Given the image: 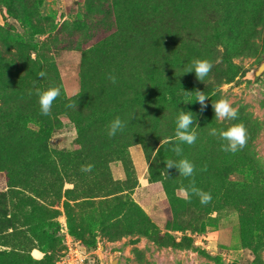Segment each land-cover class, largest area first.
Here are the masks:
<instances>
[{"label":"rangeland","instance_id":"rangeland-1","mask_svg":"<svg viewBox=\"0 0 264 264\" xmlns=\"http://www.w3.org/2000/svg\"><path fill=\"white\" fill-rule=\"evenodd\" d=\"M158 1L0 0V68L45 62L53 67L50 75L67 99L85 87L104 112L122 103L112 116L100 117L101 112L92 110L80 122L91 151L97 149L94 123L108 126L116 117L126 123V131L137 129L139 121L151 128L162 121L160 136L168 139L174 138L176 120L183 110L192 112L193 126L203 129L195 128L193 145H181V156L170 150L176 143L173 140L164 158L166 162L187 158L195 165L193 177L180 176L173 168L152 181L144 148L135 145L124 156L133 168L131 185H121L111 195L84 198L72 192L74 185L68 180L59 190L39 183L33 169L20 165L26 156L18 155L17 144L0 131V143L7 145L0 150V191L12 204L17 226L12 245L0 240V264H61L71 257L74 244L83 252L85 264H264V71L256 76L264 64V0H171L194 13L197 32L207 29L198 10L203 6L219 10L221 29L213 33L212 47L192 45L185 54L164 52L145 67L144 75L151 70V77L142 76L137 82L117 79L113 84L101 67L90 66L98 60L84 59L82 49L118 29L129 30L136 16L156 11ZM70 29L73 33L79 30L76 37L66 33ZM104 41L102 45L109 47ZM215 44L229 47L226 69L230 80L204 90L207 77L200 82L194 72L185 69L195 59L212 61ZM40 72L42 69L31 65L29 78L39 79ZM136 88L145 93L141 107ZM198 89L209 97L203 112L195 102ZM28 92L31 90L21 86L13 73L0 70V103L27 101ZM221 98L238 109V119H215L211 104ZM70 110L54 109L48 116L33 114L34 119L44 118L48 124L25 123L36 130L42 126L47 137L55 131L48 140L50 162L59 152L81 149L78 122L65 114ZM237 123L247 128L246 147L235 154L224 152L221 145L226 142L209 135V130H226ZM44 143L35 144L34 158L43 156ZM102 146L106 153L112 148ZM11 150L16 153L13 158L9 157ZM59 165L52 168V174L62 175ZM8 166L13 167L11 173H7ZM109 167L115 181L127 180L122 160H114ZM192 179L197 188L211 193L209 203L201 204L198 196L185 197L178 191L187 188ZM21 183L26 187L17 186ZM33 249L42 253L41 259L34 258Z\"/></svg>","mask_w":264,"mask_h":264},{"label":"trees","instance_id":"trees-1","mask_svg":"<svg viewBox=\"0 0 264 264\" xmlns=\"http://www.w3.org/2000/svg\"><path fill=\"white\" fill-rule=\"evenodd\" d=\"M181 2L184 3L186 0H181ZM155 7L157 10L153 13L136 16L129 30L118 29L85 50L82 49L84 59L98 60L96 64L90 66L101 67L107 74L115 75L118 80L137 82V78L139 79L142 76L151 77L153 75L151 70H147L144 75L145 67L156 61V58L162 56L164 52L169 54L178 51L181 54H185L187 48L192 45L212 47L213 41L211 39L213 33L217 34L221 29L222 15L218 9L203 6L198 10L202 21L207 24V29L205 32H197L193 28L192 15L194 13L190 10L181 8L178 4L172 3L171 0H159L155 3ZM72 31L74 30L70 29L66 33L71 34ZM78 31L72 32L71 36L76 37V32ZM62 32L63 30H60L58 35ZM103 41L108 43L109 47L102 45ZM106 47L108 48L106 49ZM213 48L216 53L212 60L214 67L205 79L207 86L204 90L220 86L230 80L226 69V59L231 53L229 47L225 44L219 46L215 44ZM31 65H36L42 69L45 76L39 79L29 78ZM52 68L45 62L4 64L0 68L6 74L13 73L21 81V86H24L29 91L31 90V93L28 92L30 93V98L27 101L14 100L0 103V131L4 130L6 138L14 140L18 146V155L24 158L26 156V159L21 160L20 165L33 169L35 178L39 183H45L47 187L59 190L62 188L60 186L68 180L74 185L72 192L82 198L117 193L119 186L131 185L130 177L133 174V168L131 161H126L124 156L125 151L135 145H141L144 148L147 160L150 162L149 172L152 181L157 180L159 173H167L164 158L171 144L161 143V140L166 139L160 136L161 132L164 131L162 121H157L152 128L145 125L146 121H139L137 129L131 131L123 130L112 138L107 134L108 126L101 121L94 123V131L97 133L96 137H98V139H95L97 149L91 151L90 139L85 134V130L79 125L81 124L80 122L88 119L92 110L101 112L100 117L105 115L112 116L120 111L122 103L111 107L107 112L102 111L101 109L103 108L97 105L95 99L85 91L84 84L86 82L84 81L82 84L84 88L80 90L77 96L71 99H67L61 90L60 96L54 101L51 109L60 112V109L67 108L66 105L68 104H77L76 108L66 111L65 114L74 118L76 123L78 122V130L80 128L81 132L79 138L81 149L77 152H59L55 159L50 162L46 157L48 140H50V136L55 131L51 130L47 137L41 125L36 130L29 128L25 123L31 120L33 123L48 124V121L44 118L34 119L33 114H41L35 90L39 88L44 91L51 86L59 87L56 84V79L50 75ZM197 91L203 92L202 89ZM135 94L139 100L137 105L141 107V98L145 96V93L142 88H136ZM197 131L203 132V129L198 127ZM42 141H45L44 154L40 158H34L33 148L36 143ZM102 145L112 148L106 153ZM6 148L7 145L1 142L0 150L3 151ZM8 153H10V158H13L16 154L12 150L8 151ZM27 159L29 160L27 161ZM58 160L60 165L57 164ZM114 160H122L124 162L128 175L126 181L120 182L113 179L109 164ZM56 165L61 167L62 175L51 173L52 168L56 167ZM86 165L94 166L91 172L81 171V167ZM12 168V166L6 167L7 173L12 171ZM17 186L26 187L23 183ZM11 210L12 204L9 202L6 193L0 191V240H5L4 244L7 245H12L11 237L17 229Z\"/></svg>","mask_w":264,"mask_h":264},{"label":"clouds","instance_id":"clouds-1","mask_svg":"<svg viewBox=\"0 0 264 264\" xmlns=\"http://www.w3.org/2000/svg\"><path fill=\"white\" fill-rule=\"evenodd\" d=\"M213 67L214 65L212 61L207 59H195L192 61L191 65L185 69V72H194L196 79L202 82L209 75ZM38 75L40 78H43L45 73L40 72ZM107 78L113 84H116L117 78L115 75L110 73ZM35 94L38 97L41 115L48 116L51 114L54 101L61 94V88L57 86H51L44 91H41L39 88H37L35 90ZM195 95V102L199 103L200 111L203 112L208 107L206 101L209 99V97L202 91H195ZM66 107L76 108L77 104H68ZM211 107L215 113V119L217 120L224 121L238 119V109L232 107L231 103L226 98H221L214 103L212 102ZM193 117L194 115L192 112L180 110L176 120L174 138L170 137L163 141L161 140V143H173V140H175L176 143L173 144L170 150L177 156H181L183 154V148L181 147L182 144L191 146L197 140L195 128L198 126H193L195 123V119ZM125 127L126 123L122 121L120 117H116L109 123L107 134L110 138L115 137L116 134L118 132H122ZM209 135L218 137L220 140L225 141L226 143L221 145V150L232 154L242 151L246 147L248 140L247 128L243 123L233 124L226 130L211 128L209 130ZM93 167V165L82 166L81 171L91 172ZM165 168L167 169V173L168 170L174 168L178 171L180 176L185 178L193 177L195 172V165L187 158L180 159L179 161H173L169 159L165 164ZM204 170H206V168L202 169V171ZM178 191L185 197H189L190 194L198 196L200 198L201 204H207L212 199L211 193L204 192L202 189L196 187L194 179L190 181L187 188L180 187Z\"/></svg>","mask_w":264,"mask_h":264},{"label":"built area","instance_id":"built-area-1","mask_svg":"<svg viewBox=\"0 0 264 264\" xmlns=\"http://www.w3.org/2000/svg\"><path fill=\"white\" fill-rule=\"evenodd\" d=\"M74 246V248H71V257L67 256V258H64L61 264H85L86 258L83 256V252L78 244H74Z\"/></svg>","mask_w":264,"mask_h":264},{"label":"bare ground","instance_id":"bare-ground-1","mask_svg":"<svg viewBox=\"0 0 264 264\" xmlns=\"http://www.w3.org/2000/svg\"><path fill=\"white\" fill-rule=\"evenodd\" d=\"M33 256H34L35 259H41L43 255H42V253L39 250L34 249L33 250Z\"/></svg>","mask_w":264,"mask_h":264},{"label":"water","instance_id":"water-1","mask_svg":"<svg viewBox=\"0 0 264 264\" xmlns=\"http://www.w3.org/2000/svg\"><path fill=\"white\" fill-rule=\"evenodd\" d=\"M264 71V64L261 65V67L256 72V76H260Z\"/></svg>","mask_w":264,"mask_h":264}]
</instances>
